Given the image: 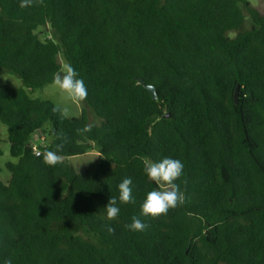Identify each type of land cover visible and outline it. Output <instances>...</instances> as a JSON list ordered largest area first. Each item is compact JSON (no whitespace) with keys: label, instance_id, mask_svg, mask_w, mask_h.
<instances>
[{"label":"trees","instance_id":"1","mask_svg":"<svg viewBox=\"0 0 264 264\" xmlns=\"http://www.w3.org/2000/svg\"><path fill=\"white\" fill-rule=\"evenodd\" d=\"M61 54L101 125L89 124L87 109L67 117L25 88L0 86V123L18 160L6 164L9 182L0 179V264H264V13L252 0H44L24 9L0 0V69L41 89L63 70ZM46 124L52 140L34 151ZM92 144L100 156L79 175L64 159ZM57 145L63 163L49 167L36 153ZM142 157L185 165L188 200L158 219L140 215L157 187ZM125 177L135 202L108 221L104 206ZM133 216L146 231L125 228Z\"/></svg>","mask_w":264,"mask_h":264},{"label":"clouds","instance_id":"2","mask_svg":"<svg viewBox=\"0 0 264 264\" xmlns=\"http://www.w3.org/2000/svg\"><path fill=\"white\" fill-rule=\"evenodd\" d=\"M42 5H44V0H19V7L21 9ZM52 83L61 94H65L73 101L81 102L87 97V87L71 65L54 73ZM57 110L53 109V111ZM78 131L83 134L91 131V128L90 126H85ZM60 151L61 146L57 145L55 151L46 150L42 153L37 152L36 155L42 158L45 165L55 167L63 163V156L60 154ZM140 159L143 163L145 176L157 186L146 193L141 204L140 215L146 218L158 219L161 216L167 215L170 210L183 206L188 200L186 192L188 180L184 171V163L173 157H163L160 160H152L147 157ZM181 185L184 187L182 188ZM117 190L118 195L110 196L104 206L108 221H114L118 218L121 211L120 205L135 202L133 197V180L131 177L123 178L117 185ZM148 227L149 225L138 216H133L131 222L125 225V228L132 232H144ZM108 231L113 232L114 229L108 227ZM3 264H12V260L6 259Z\"/></svg>","mask_w":264,"mask_h":264},{"label":"rangeland","instance_id":"3","mask_svg":"<svg viewBox=\"0 0 264 264\" xmlns=\"http://www.w3.org/2000/svg\"><path fill=\"white\" fill-rule=\"evenodd\" d=\"M252 5L257 7L261 13H264V0H252ZM247 24L250 25V20L247 16ZM48 28H39L38 33L41 39H45ZM59 62L61 63L63 69L69 64L66 61L63 54L59 56ZM7 85L11 88H25L27 93L32 99H37L41 101H52L58 106L63 114L67 117H80L84 109L88 111V121L92 126H100V118L95 114L94 110L90 108L84 101L76 102L69 99L65 94H61L59 90L54 87L53 83L45 86L41 89H29L24 86L23 81L16 75L11 74L7 70L0 69V86ZM66 112V114H65ZM52 127L50 124H46L44 129L38 133L39 136L46 138L45 144L50 143L52 138L48 135ZM9 128L7 125L0 123V149L3 151V156L0 157V166L2 167V172L0 174V179L7 184L10 180V173L6 169V164L16 163L18 160L11 155L10 143H9ZM93 145L92 151L81 155V156H70L65 158L66 163L74 168L77 174L82 175L85 173L86 169L92 165L100 156L99 149L96 145Z\"/></svg>","mask_w":264,"mask_h":264},{"label":"water","instance_id":"4","mask_svg":"<svg viewBox=\"0 0 264 264\" xmlns=\"http://www.w3.org/2000/svg\"><path fill=\"white\" fill-rule=\"evenodd\" d=\"M140 84H142L146 90H148L150 92V94L152 95V99L154 101H157L158 98H159V95H158V91H157V88L154 87V86H150L149 84H146V82L141 79L140 80ZM235 99H236V104H238V102H240V92H239V86L236 88V92H235ZM172 117L171 113H167L165 114V118H170Z\"/></svg>","mask_w":264,"mask_h":264},{"label":"built area","instance_id":"5","mask_svg":"<svg viewBox=\"0 0 264 264\" xmlns=\"http://www.w3.org/2000/svg\"><path fill=\"white\" fill-rule=\"evenodd\" d=\"M46 138L43 136H39L36 134L35 138L33 139V149L34 151H38L39 146L43 145Z\"/></svg>","mask_w":264,"mask_h":264}]
</instances>
